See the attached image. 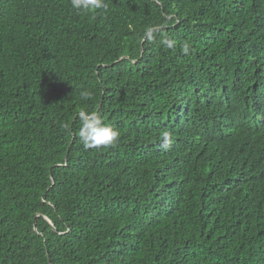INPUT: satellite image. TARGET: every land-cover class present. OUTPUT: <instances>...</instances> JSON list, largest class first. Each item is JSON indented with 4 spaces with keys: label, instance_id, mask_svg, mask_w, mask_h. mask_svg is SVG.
I'll return each instance as SVG.
<instances>
[{
    "label": "trees",
    "instance_id": "16d2710c",
    "mask_svg": "<svg viewBox=\"0 0 264 264\" xmlns=\"http://www.w3.org/2000/svg\"><path fill=\"white\" fill-rule=\"evenodd\" d=\"M106 2L0 0V264H264V0Z\"/></svg>",
    "mask_w": 264,
    "mask_h": 264
},
{
    "label": "clouds",
    "instance_id": "9594fccd",
    "mask_svg": "<svg viewBox=\"0 0 264 264\" xmlns=\"http://www.w3.org/2000/svg\"><path fill=\"white\" fill-rule=\"evenodd\" d=\"M70 6L78 14L88 15L98 10H107L109 5L106 0H70ZM156 30L153 26L146 27L145 36L151 39ZM164 43L169 48L174 46V42L170 40H166ZM180 48L185 54L189 52V44L187 42H183ZM79 95L82 99H91L93 94L84 90ZM78 118L81 122L78 136L85 149H102L111 147L117 142L119 138L118 130L110 124L104 123L99 115L81 110L78 113ZM167 135L165 132V138Z\"/></svg>",
    "mask_w": 264,
    "mask_h": 264
},
{
    "label": "water",
    "instance_id": "95a60500",
    "mask_svg": "<svg viewBox=\"0 0 264 264\" xmlns=\"http://www.w3.org/2000/svg\"><path fill=\"white\" fill-rule=\"evenodd\" d=\"M49 223L51 224V222L49 221Z\"/></svg>",
    "mask_w": 264,
    "mask_h": 264
}]
</instances>
